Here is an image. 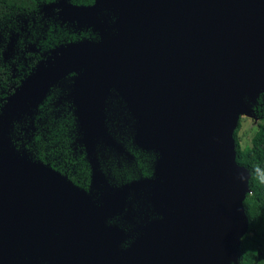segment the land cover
I'll return each mask as SVG.
<instances>
[{"label": "flooded vegetation", "instance_id": "1", "mask_svg": "<svg viewBox=\"0 0 264 264\" xmlns=\"http://www.w3.org/2000/svg\"><path fill=\"white\" fill-rule=\"evenodd\" d=\"M49 4L38 49L61 59L15 90L38 99L32 130L47 96L61 102V173H17L22 196L59 210L2 218L0 187V264H240L238 153L264 129V0ZM0 162L47 168L2 149ZM196 169L203 189L184 201L168 179ZM200 196L198 215L162 227Z\"/></svg>", "mask_w": 264, "mask_h": 264}, {"label": "trees", "instance_id": "2", "mask_svg": "<svg viewBox=\"0 0 264 264\" xmlns=\"http://www.w3.org/2000/svg\"><path fill=\"white\" fill-rule=\"evenodd\" d=\"M55 0H0V149L41 159L43 165L61 173V102L51 93L29 128L28 110L37 104L15 90L35 67L36 75L54 76L60 56L38 49L47 32L51 11L43 10ZM40 11V13H39ZM50 37V36H49ZM49 37H47L49 39ZM61 43V35H55ZM36 49L29 50V43ZM45 43V44H46ZM35 50V51H34ZM16 93L13 95V92ZM264 114V109H263ZM247 174L248 191L242 206L247 232L240 244V264H264V129L252 146L238 153Z\"/></svg>", "mask_w": 264, "mask_h": 264}, {"label": "water", "instance_id": "3", "mask_svg": "<svg viewBox=\"0 0 264 264\" xmlns=\"http://www.w3.org/2000/svg\"><path fill=\"white\" fill-rule=\"evenodd\" d=\"M27 166V168H25ZM163 167L166 166L165 164L162 165ZM22 169L23 171H40L44 172L46 176L54 178V171H51L48 168H44L40 165L29 163L24 164L22 162H14V163H5L0 162V174L2 173H15L14 175H1L0 179V187L2 188V206L6 207L2 210V218L4 217V214L8 211L7 208H21V207H29L32 206L34 208H38L44 211L49 212H56L59 210V208L54 205L53 203L41 200L36 197H32L31 194L32 188L29 187V191L24 196L21 195V192L24 190H18L21 186L18 184L19 180L21 178L20 175H18V171ZM168 171L169 168L166 170H162V172L168 177ZM58 177H55V181ZM167 180V178H165ZM205 178H203L202 174L198 173V170L196 169L193 173L189 174L188 176L183 175L181 178L172 177L168 179V182L171 183L173 186H177L180 190V198H182L184 201L189 200L192 198L197 192H200L203 189V181ZM243 180L245 182V185L242 189V194L240 197L239 202L237 203L238 210L241 212V218H242V230L239 235L241 237L246 234L247 232V222L245 220L244 214H243V200L244 197L248 191L247 187V174L245 169H243ZM31 190V191H30ZM8 193V194H7ZM15 193V194H12ZM30 194V195H28ZM15 196H19L18 198H14L12 201L9 202L8 199L13 198ZM203 196H200L197 201L185 203L182 208L178 209L171 215H169L167 218L162 220L160 223L162 227L165 226H171L175 227L178 223H186L188 220L193 218L194 216L198 215L202 210L200 208V205L202 203ZM200 223V221H198Z\"/></svg>", "mask_w": 264, "mask_h": 264}, {"label": "rangeland", "instance_id": "4", "mask_svg": "<svg viewBox=\"0 0 264 264\" xmlns=\"http://www.w3.org/2000/svg\"><path fill=\"white\" fill-rule=\"evenodd\" d=\"M243 130H244V128H243Z\"/></svg>", "mask_w": 264, "mask_h": 264}]
</instances>
